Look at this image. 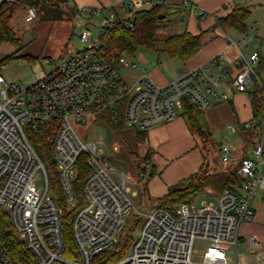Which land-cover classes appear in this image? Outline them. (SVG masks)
I'll use <instances>...</instances> for the list:
<instances>
[{"label": "built area", "instance_id": "built-area-1", "mask_svg": "<svg viewBox=\"0 0 264 264\" xmlns=\"http://www.w3.org/2000/svg\"><path fill=\"white\" fill-rule=\"evenodd\" d=\"M181 4L191 5L192 0H181ZM143 5V0H128L120 9ZM81 11L86 21L79 33L82 46L61 58L53 70L30 84L6 79L0 73V208L8 214L33 264H93L95 255L118 239L128 219L137 220L136 235L127 253L110 264H243L237 247L239 227L245 219H257L252 201L264 190V117L259 139L240 154H234L229 141L220 144L222 161L241 162L236 170L239 184L224 189L215 201L199 206L181 203L170 210L159 204L151 209L145 204L136 206L132 196L137 190L126 185V173L119 172L94 142L83 138L77 126L105 116L112 127L121 123L147 131L181 113L185 99L202 110L229 99L232 92H246L250 100L256 84L264 90L255 74L259 52L237 56L234 73L220 52L204 64L180 71L166 84L154 82L144 69L128 84L119 70L136 69L135 60L120 56L109 61L100 53L99 36L114 12L87 5ZM97 15L99 32L94 36L89 24L91 16ZM23 17L27 22L35 19V8L27 7ZM243 41L247 45L248 40ZM38 131L48 134L49 156L61 192L74 209V248L70 251L63 236L62 209L30 140ZM144 164L148 171L149 163L145 160ZM38 172L43 176V188L35 182ZM80 176L77 192L75 182ZM197 239L207 245L195 260ZM248 243L263 259L264 244L254 236ZM230 247L235 250V260L227 253ZM0 264H22L1 238Z\"/></svg>", "mask_w": 264, "mask_h": 264}, {"label": "rangeland", "instance_id": "rangeland-1", "mask_svg": "<svg viewBox=\"0 0 264 264\" xmlns=\"http://www.w3.org/2000/svg\"><path fill=\"white\" fill-rule=\"evenodd\" d=\"M152 1V3L156 2V0ZM253 1L252 5L249 6L251 12L247 19L249 26L248 33L250 36H245V33H241L231 27H224L223 29H218V31L214 30V32L212 30L207 31L203 39L208 44L211 42L215 44L219 41L226 42V44L230 45L232 48H236L235 50H240L237 56L240 54L248 55L253 50L258 51L260 54V61L255 68V74L259 78L258 82L264 84V0ZM76 4L80 6L82 5V1L70 0L69 4L62 6L61 16L57 19L45 20L42 19L40 15H37L35 19L28 22L25 21L23 17L24 8L21 6L15 7L11 24L20 39V45L15 47L9 44H0V61L11 53H15L19 58L3 63L0 66V73L6 79L30 84L43 73H48L53 70L60 63L61 58L65 57L69 52L81 47L82 42L79 39V33L85 25V20L83 19L84 12L74 9ZM114 8L117 12L121 13L118 6ZM98 21H100L99 15L94 17L91 16L89 29L94 36H97L99 32ZM256 21L259 31L254 33L251 26L254 25ZM176 29L177 25L174 21L172 23L167 22L164 26H159L156 30L158 46H161L162 40L173 34ZM216 32H219L218 36H216ZM242 37L248 40L247 45L243 44L244 41ZM26 54L36 59L29 63L22 61L20 57ZM171 58L172 57L162 53L140 49L133 57L137 64V68L122 67L119 72L125 82L132 84L139 77V71L143 69H145L148 75L156 66L165 67L166 70H175L178 60L176 58ZM44 59H47L48 62H43L42 60ZM51 60L53 62H51ZM235 100L239 106V120L243 122L249 121L251 119V112L247 93H243L238 98H235ZM225 101L226 100H223L220 103ZM214 105L203 111L210 127V137L214 142L215 148L208 143L206 152L200 141L196 138V141L201 145L200 147L205 158L203 169L211 173L212 177L208 186L190 202L195 206L215 201V196L220 195L223 190L227 188H224L226 177L231 171H236L241 164L240 160L237 159L233 161H222L220 158V153L216 147L221 139L226 140L228 138L229 142L234 143L237 148L242 146V140L236 131L229 128L231 126V115L228 106L222 103L216 111ZM77 131L83 138L94 142L98 149H102L104 153L111 158L119 172L126 173V185L131 191L137 190V195L132 196L136 206L145 204L148 209H151L158 204L157 199L160 196L156 197L151 195L146 187V180L150 178L149 171H143L145 167L144 159L147 154V140L143 142L138 141L136 138L137 131L134 128L126 127L121 123L117 127H112L105 116H98L90 123H86V125L77 126ZM114 146H116L115 149H113ZM240 150H236L237 152H234V154H240L242 152V150ZM133 152L137 153V155L134 156V154H132ZM35 182L38 187H44V180L41 172L36 174ZM184 186L185 182L179 181L172 187L182 188ZM257 199L258 196L253 199L252 208H254ZM259 224L263 228L257 236L264 240V214L259 223L245 219L239 227L240 239L237 247L243 264H264V258L255 260L254 251L256 248L250 247L248 243L253 233H249L247 230ZM134 235H136V231H134L133 237ZM206 245L207 243L203 240H195L194 248L198 252V254L195 255V260L199 259ZM227 253L235 260V250L233 247H230Z\"/></svg>", "mask_w": 264, "mask_h": 264}, {"label": "trees", "instance_id": "trees-1", "mask_svg": "<svg viewBox=\"0 0 264 264\" xmlns=\"http://www.w3.org/2000/svg\"><path fill=\"white\" fill-rule=\"evenodd\" d=\"M69 2L70 0H2L0 2V44H9L15 47L20 45V39L11 24L15 7L21 6L25 10L31 6L35 8L37 15H40L42 19L54 20L61 16V7L69 4ZM163 2L149 8L125 6L124 10L119 9L121 13L117 12L114 7H109L108 10L113 11L114 16L108 19L104 32L99 36L101 55L109 61H115L120 56L133 58L138 50L145 49L185 62L196 55L201 49L203 37L207 31H213L217 27H231L241 33H246L248 30L246 20L250 15L249 7L234 6L228 14L216 17L214 24L209 29L200 30L197 34H192L187 30L174 33L165 37L162 40L161 46H158L156 30L159 26L167 24L169 15ZM159 14H163L164 16L158 17ZM17 58L19 57L15 53L8 54L0 61V66ZM20 58L26 60L28 63L36 59L28 54ZM250 93L251 119L249 120V126H246V123L239 122L237 119L235 121L238 133L245 146L259 139V126L264 117L263 86L256 84ZM181 115L191 133L199 139L206 152L208 143L215 148L214 142L210 137V127L202 109H198L193 103L185 99ZM136 131L137 140L145 141L147 138L146 131ZM30 140L45 165L49 183H51L50 185L55 193L56 201L62 209L63 236L67 251H70L74 248L71 231L74 209L69 207L61 192V186L56 176L55 164L49 156L48 134L38 131L30 137ZM132 154L134 156L137 155L134 152ZM148 158L149 153L146 154L144 160ZM203 167L202 165L198 171L182 180L185 182L184 187H170L164 195L157 199L158 204L170 210L181 203H190L196 195L208 186L211 180L212 174L205 171ZM143 171L146 172L145 169ZM149 172H153V170ZM81 179L82 176L75 182V190L77 192L80 191ZM240 182L241 179L237 175V172L231 171L225 179L224 188L231 189ZM136 223L137 220L135 222V220L128 219L118 239L111 246L97 253L93 264H110L125 255L132 242ZM0 238L4 240L8 249L18 261L22 264H33V258L30 253L24 244L17 239L8 214L1 208Z\"/></svg>", "mask_w": 264, "mask_h": 264}, {"label": "crops", "instance_id": "crops-1", "mask_svg": "<svg viewBox=\"0 0 264 264\" xmlns=\"http://www.w3.org/2000/svg\"><path fill=\"white\" fill-rule=\"evenodd\" d=\"M82 5H75L76 9L80 11L81 6H93V7H119L121 8L122 3L127 4L128 0H81ZM144 5L142 8H149L158 3L159 0L152 3V0H143ZM164 7L169 13L168 23L173 21L177 25V29L174 33H180L184 30L189 31L192 34H197L200 30H207L215 22L216 17L224 16L228 14L234 6H247L249 7L254 2L253 0H192L191 5L184 6L181 4V0H163ZM250 9V8H249ZM200 11L204 13L200 16ZM251 12V10H250ZM84 19V17H83ZM86 23V21H84ZM247 23V20H246ZM248 26V23H247ZM249 27V26H248ZM224 28V27H223ZM217 27L214 30L223 29ZM254 33L259 31L257 21L251 26ZM213 30V32H214ZM173 33V34H174ZM172 35V34H171ZM219 32H216V36ZM245 36H250L247 32ZM253 37V35H252ZM245 39V37H242ZM236 48H232L226 42H214L208 44L203 39V45L196 55L188 59L185 62L178 60L176 69H168L162 66L154 68L150 73V78L158 84H166L172 79L176 78L180 71L184 69H192L201 64L207 62L214 54L222 51L225 55L224 64L229 69L230 73L235 72L236 58L238 51ZM256 51V50H253ZM227 57V60H226ZM172 59V58H171ZM172 61V60H170ZM167 63V62H166ZM165 65V63H164ZM145 70V69H144ZM246 92H232L229 99L223 104L228 106V110L231 115V126L233 131L237 130V124L235 123L238 118L239 106L235 100L240 95ZM248 95V94H247ZM222 103H216L214 108L216 111ZM250 105V100H249ZM250 108V106H249ZM204 110V109H203ZM251 112V108H250ZM241 123H247L249 121H240ZM147 134V153L149 158L146 160L149 163L150 178L146 180V187L148 192L156 197L164 195L170 187L179 181L184 180L190 174L198 171L202 165H204L205 159L201 150V145L196 141V137L191 133L188 125L181 113L177 114L171 121L163 124H157L151 129L146 131ZM239 134V133H238ZM239 137L241 138L240 134ZM229 141V139H226ZM242 140V138H241ZM199 141V139H198ZM213 141V140H212ZM223 140L218 142L217 149L219 151L220 144ZM230 143V142H229ZM234 147V152L243 150L247 146L244 145L242 140V146L237 148L234 143H231ZM237 150V151H236ZM240 150V151H241ZM220 153V152H219ZM151 174V175H150ZM203 191V190H202ZM201 191V192H202ZM256 204H254V211L257 219L253 222L259 223L262 215L264 214V190L260 191ZM255 196V197H256ZM217 196H215L216 198ZM263 227L259 225L253 226L248 229L249 233H253L251 236L256 237L259 241L264 243V240L259 238L257 235L260 234V230ZM255 260H260L257 255V251H254Z\"/></svg>", "mask_w": 264, "mask_h": 264}, {"label": "water", "instance_id": "water-1", "mask_svg": "<svg viewBox=\"0 0 264 264\" xmlns=\"http://www.w3.org/2000/svg\"><path fill=\"white\" fill-rule=\"evenodd\" d=\"M164 15L163 14H159L158 17H163ZM151 175V174H150Z\"/></svg>", "mask_w": 264, "mask_h": 264}]
</instances>
